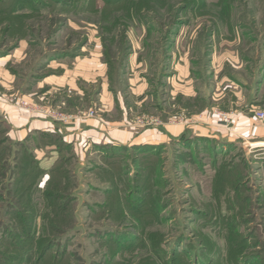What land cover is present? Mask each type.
Wrapping results in <instances>:
<instances>
[{
    "label": "rangeland",
    "instance_id": "obj_1",
    "mask_svg": "<svg viewBox=\"0 0 264 264\" xmlns=\"http://www.w3.org/2000/svg\"><path fill=\"white\" fill-rule=\"evenodd\" d=\"M135 1L146 21L128 23L125 17L113 27H134L131 37L144 45L148 60L160 34L147 25L169 27L177 12L188 11L182 16L192 20L183 25L188 39L197 37L204 49L209 29L216 27L217 63L225 59L244 82L264 80V0ZM104 6V0H0V61L32 87L42 73H51L42 67L60 51L77 53L84 41L101 37L96 12ZM199 10L210 12L195 17ZM148 118L140 114L142 128L149 126ZM236 146L215 155L199 145L197 162L195 145L169 142L157 163V187L145 186L143 193L136 188V172L148 175L149 167L145 156L133 161L129 150L124 160L129 176L116 199L109 196L114 186L105 173L111 164L96 153L93 160L77 155L70 175L57 179L67 202L48 193L56 188L43 186L48 176L26 200L22 189L8 184L15 171L11 157L6 177H0V264H264V150ZM237 153L230 160L253 161L249 185L236 195L215 193V165ZM123 196L128 203H117Z\"/></svg>",
    "mask_w": 264,
    "mask_h": 264
},
{
    "label": "crops",
    "instance_id": "obj_2",
    "mask_svg": "<svg viewBox=\"0 0 264 264\" xmlns=\"http://www.w3.org/2000/svg\"><path fill=\"white\" fill-rule=\"evenodd\" d=\"M183 28L165 52H149L151 60L132 39V29L127 31L125 94L111 88L100 36L91 37L76 57L48 61L42 68L51 73H42L32 87L0 61V124L6 123L13 139L26 142L45 170L60 155L56 145L43 142L46 133H60L84 160L95 153L102 157L101 144L166 145L182 143L184 135L215 139L219 148L248 139L264 145V119L256 115L264 111V80L244 82L225 59L217 63V29H209L211 41L203 49ZM140 114L149 116L148 127H141Z\"/></svg>",
    "mask_w": 264,
    "mask_h": 264
},
{
    "label": "trees",
    "instance_id": "obj_3",
    "mask_svg": "<svg viewBox=\"0 0 264 264\" xmlns=\"http://www.w3.org/2000/svg\"><path fill=\"white\" fill-rule=\"evenodd\" d=\"M64 1V0H59ZM196 1V0H195ZM136 2L135 0H104L105 6L102 10L97 11L96 13L100 12V18H102L103 27L101 29V40L105 47V56L106 60L109 64L110 68V83L111 88L116 89V87H119V89L124 92L125 87V80L123 79L124 73H125V62L128 53L131 50V43L127 36V31L130 28L134 27H128L127 26H115L118 22L121 21L122 18L126 19L128 18V23H136V22H145L148 17L140 15L139 11H136ZM133 10L130 11V7H133ZM182 12V11H181ZM188 11L184 12V14L180 15V12H177V15H175V19L173 21V25L165 28H161L160 24L150 26L147 25V28L149 31L157 30L160 36L157 37V44L159 46H156V48H153L152 51L155 53L157 50H162V52H165L167 46L171 45L173 42V37L178 32L179 28L184 25V23H188V19L186 16ZM210 11L206 10H199L194 11V14L197 15L195 17L208 14ZM134 15V16H130ZM173 16H171L172 18ZM177 19V20H176ZM191 22V21H190ZM216 24V23H215ZM166 28H168V31L166 33ZM217 29L216 27H213ZM114 30V31H113ZM165 41L166 44H164L162 47L161 42ZM88 41H84L81 44L80 50H76L77 53H67V52H59V54H56L54 57H52L50 60L56 58H65V57H76L80 51L82 46H84ZM155 55V54H154ZM151 60V59H150ZM125 94V92H124ZM117 98V96H116ZM6 123L0 124V177L5 176L6 177V171L8 170V166L6 165V162H8V159L12 157L13 163L15 165L13 166L14 175L9 180V186L13 187L14 190L17 192L21 191L22 193H25L26 200H28V196L30 197L33 190H35V185L38 184L41 177L43 178L47 175L48 178L45 181L44 186L48 185V188L51 186H54L56 188L48 189L49 194H57L61 195V199L64 200V202H67V197L65 196V193L57 190L58 185L62 184V180H57L58 178H64L66 176H69V166L70 161H74L75 158H77L76 151L72 146L67 143L65 139H63L62 135L60 133H46L44 134L43 142L48 144H54L59 149L60 155L59 159L55 162V164L52 166L51 169L45 170L43 169L34 154L30 151L29 146L24 141H18L16 139H13L9 134L7 125H4ZM204 145L205 150H209L211 152H214L215 155L218 154L217 152H220L222 155L225 152H231L235 145L233 143H227L223 142L221 144V147L218 149V146L216 147V140L215 139H202L197 138L191 135H184L182 137V144L189 147L191 145H195L193 148L195 150V156L194 160L197 162H200V159L202 160V157H200V148L199 143ZM224 145L227 146V149L225 151L222 147ZM99 147L104 150V154L102 155L103 158H105L107 161V165L112 166V169H106L105 173L108 177H110L112 184L114 187H111V191H109V196L111 198L116 199L118 191H121V194L123 192L124 194V187L126 185V182L124 184V178L129 176V173L126 172V166L124 165V160L126 159L127 152L135 153V156H133V161L135 160H141L140 158L142 156L144 157V160L147 161V167L148 168V175L147 172H144L141 176H138L141 170L136 172L135 177V183L136 188H139L140 193H143V190L145 191V186H150V188L157 187L156 184V174L158 171L157 163L160 161L163 149L165 148V145H152V144H145V145H135L132 147L129 146H115L112 143L108 144H101ZM230 153H227L228 155ZM230 156V155H229ZM233 156V157H232ZM231 157L226 158L223 157V161L220 164L215 165V178H214V186H215V193L219 194H239L240 189L244 188V186L249 185L251 174L250 169L252 168V160L246 159L243 157V159H240L239 162H236L234 159L236 156H240V153H237L236 155H232ZM215 158V157H214ZM74 159V160H73ZM140 162V161H139ZM252 163V164H251ZM120 167V169H118ZM111 170V175L110 171ZM145 176H148L147 178ZM145 178V179H143ZM65 179V178H64ZM103 179V178H102ZM106 180V179H105ZM66 182V181H65ZM64 182V183H65ZM67 183V182H66ZM65 183V184H66ZM58 184V185H57ZM124 184V187L122 189V186ZM56 185V186H55ZM66 185L69 186L67 183ZM144 186V188H143ZM26 187V188H25ZM116 187V189H115ZM121 188V189H120ZM27 189V191L25 190ZM143 189V190H141ZM26 191V192H25ZM154 192V191H153ZM141 195V194H137ZM53 196V195H50ZM69 199V197H68ZM128 203V199L124 196L122 197V200L117 201V203ZM140 201V200H137ZM144 202V199L143 201ZM158 252H164V250H158Z\"/></svg>",
    "mask_w": 264,
    "mask_h": 264
},
{
    "label": "built area",
    "instance_id": "obj_4",
    "mask_svg": "<svg viewBox=\"0 0 264 264\" xmlns=\"http://www.w3.org/2000/svg\"><path fill=\"white\" fill-rule=\"evenodd\" d=\"M91 115L94 114L93 110L90 112ZM256 115L260 118V119H264V111H258L256 113ZM229 118H226L225 121H228ZM246 145L249 146L251 149H257L259 148L260 150H264V145L263 143L259 144L258 142H253L251 143L250 141L246 142Z\"/></svg>",
    "mask_w": 264,
    "mask_h": 264
}]
</instances>
